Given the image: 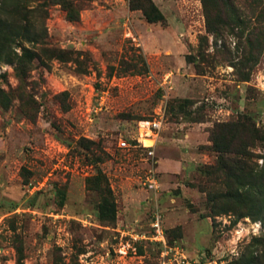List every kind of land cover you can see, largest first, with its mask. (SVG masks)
<instances>
[{
  "label": "rangeland",
  "instance_id": "rangeland-1",
  "mask_svg": "<svg viewBox=\"0 0 264 264\" xmlns=\"http://www.w3.org/2000/svg\"><path fill=\"white\" fill-rule=\"evenodd\" d=\"M233 1L241 24L214 37L202 0H152L157 22L130 0H0L1 18L40 39H16L0 54L10 101L0 109V264H161L160 244L122 235H151L155 214L168 248L181 250L168 252L175 264H264V219L240 216L252 203L225 195L251 187L199 172L218 165L215 125L243 120L247 154L221 156L264 187V17L255 1ZM185 98L193 103L171 109ZM160 111L152 155L119 147L138 119ZM150 168L157 190L142 185ZM98 174L116 203L113 221L97 216Z\"/></svg>",
  "mask_w": 264,
  "mask_h": 264
},
{
  "label": "trees",
  "instance_id": "trees-1",
  "mask_svg": "<svg viewBox=\"0 0 264 264\" xmlns=\"http://www.w3.org/2000/svg\"><path fill=\"white\" fill-rule=\"evenodd\" d=\"M253 1H255L256 5L260 8V13L264 17L263 0ZM202 4L206 21V31L207 33H211L214 37L222 36L225 28H229V26L232 25H240L243 20L240 16L239 8L235 6L233 0H202ZM130 8L132 10H142L143 15L148 22L163 20V14L155 6L152 0H130ZM30 30L31 29L29 27L21 25L20 21L18 22L13 19L0 17V54L4 51V49H6V47L9 48L16 39L25 38L33 42L39 41L40 39L38 38V35H30ZM203 41H207L206 37H200V42L202 43ZM256 43V39L248 40L250 51H253L256 48ZM28 53L29 51L24 49V56L30 60L32 56ZM63 54L64 52H60L59 54H54L53 56L63 59ZM25 67L26 62L23 58H18L16 70L20 73V75L25 74ZM3 98H5L7 103L4 104L0 102V109L10 105L7 94H5V92L0 88V99ZM192 103L193 102L188 98L177 99L170 102V107H172L171 109L178 108L182 111L187 105ZM193 121L198 120L194 119ZM215 126L216 128L214 127V129L211 130V140L214 147H216V151L220 154L218 158V165L216 167L208 166L204 169L200 168L199 172L201 174L206 173L214 176L221 171L225 173L227 184L233 181L237 186H244L245 184L249 185L251 187L249 191L243 192L236 187L231 188L225 195L238 202L245 203L249 201V203H252V212L241 213L240 216L248 215L253 218H257L261 215V218L264 219V187L257 188L254 186V182L250 181V183H247L243 181L244 174L246 172L244 171L242 165H240V162L221 156L223 153H232L241 156L247 154L245 150L249 145L246 144L248 136H245V131L249 129L247 128V122L237 120L236 122H226L223 124H216ZM255 131L253 130V133ZM224 140L228 142L227 145L223 144ZM234 140H236L235 143H233ZM86 148L88 149L89 146H86ZM229 163H232V165L229 166ZM217 178L220 179V176H217ZM93 180L94 189L99 192L101 197L98 203L97 216L101 221H113L117 212L116 203L112 197L110 189L108 188L107 180L102 174H98L93 177Z\"/></svg>",
  "mask_w": 264,
  "mask_h": 264
},
{
  "label": "built area",
  "instance_id": "built-area-1",
  "mask_svg": "<svg viewBox=\"0 0 264 264\" xmlns=\"http://www.w3.org/2000/svg\"><path fill=\"white\" fill-rule=\"evenodd\" d=\"M163 124H164V113L162 111L158 112L153 117L138 119L135 124L134 134L130 137H120L118 141V145L120 148H127V149L143 147L144 149L147 150L149 155H152L153 148L159 138V134ZM145 141H149V143H145ZM142 185L150 190L158 189V180L153 169L150 168L149 172L145 175V177L142 180ZM151 226L153 228V232L149 236H145L143 234L141 235L130 230L122 232V235L124 236L129 235V237L134 240L146 238L149 239L150 241L160 244L162 247L161 264H175L174 261L176 259H174V257L171 258L168 252L173 251L177 254L178 252H181V250L177 247L168 248L166 244V238L161 221V216L159 214H155ZM128 248H131V245L128 242L123 243L121 241L118 251L123 254H126L128 252Z\"/></svg>",
  "mask_w": 264,
  "mask_h": 264
},
{
  "label": "bare ground",
  "instance_id": "bare-ground-1",
  "mask_svg": "<svg viewBox=\"0 0 264 264\" xmlns=\"http://www.w3.org/2000/svg\"><path fill=\"white\" fill-rule=\"evenodd\" d=\"M145 143H146V141H145Z\"/></svg>",
  "mask_w": 264,
  "mask_h": 264
}]
</instances>
